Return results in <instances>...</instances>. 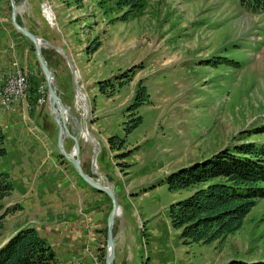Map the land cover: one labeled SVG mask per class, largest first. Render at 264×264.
<instances>
[{
	"label": "rangeland",
	"instance_id": "rangeland-1",
	"mask_svg": "<svg viewBox=\"0 0 264 264\" xmlns=\"http://www.w3.org/2000/svg\"><path fill=\"white\" fill-rule=\"evenodd\" d=\"M126 1L13 0L22 8L15 11L17 23L22 11L31 28H43V35H38L44 42L40 53L53 69L61 101L70 103L67 111L89 108L88 115H93L96 130L89 131L99 146L95 169L112 186L123 216L119 237L123 264L264 262V196L255 199L232 233L209 243L185 242L170 224L169 205L192 188L171 189L167 183L179 168L221 149L244 143L264 145V9L247 0H136V6ZM67 60L76 70L80 89L76 100ZM23 71L29 73L27 90L33 94L43 76L40 73L39 81L33 68L31 73ZM138 85L145 87L147 98L131 108ZM28 93L17 112L8 113L19 114L20 122L36 134L42 132V121L36 123L25 115ZM37 105L45 106L46 121L52 124L46 139L36 136L42 151L84 182L58 154L56 127L47 104ZM134 116L140 122L128 130ZM2 131L5 153L0 156V172L8 175L13 146L6 130ZM78 135L77 155L81 140L87 138ZM109 136L121 139L122 145L109 148L105 143ZM64 139L66 150L72 139ZM91 157L92 152L89 164ZM259 185L264 188V182ZM0 203L1 214L13 205L12 195ZM9 213L0 220V243L16 231L12 229L19 218H9ZM118 251L115 244L114 253Z\"/></svg>",
	"mask_w": 264,
	"mask_h": 264
},
{
	"label": "crops",
	"instance_id": "crops-1",
	"mask_svg": "<svg viewBox=\"0 0 264 264\" xmlns=\"http://www.w3.org/2000/svg\"><path fill=\"white\" fill-rule=\"evenodd\" d=\"M17 8L21 7L17 6ZM20 13L18 24L25 26L30 32L42 36L43 28H31L30 22L24 20ZM9 15L8 1L0 0V35L4 36V42L0 43V71L8 68L9 63L14 60L24 70L20 71L32 72L33 68L37 80L40 81L41 74L35 60L33 47L30 46L29 40L13 28L9 22ZM42 79L44 80V78ZM62 102L68 109H71L70 103ZM26 104H29V98L23 102V106ZM45 109V106L34 103L30 105L28 112L24 113L29 120L36 123L42 121L40 125L42 132L35 131L36 134H32V129H28V126L25 127L26 125L20 122L19 114L11 115L0 104V125L8 133L9 142H12L13 146L12 160L6 170L13 183L9 195H12V202L18 207L7 216L19 219L15 222L12 230L31 224L37 234L54 251L59 264H72V258H83L87 264H103L101 251H105V222L110 203L105 194L97 192L84 182L79 181L60 160L42 151L36 136L46 139L45 134L52 125L46 121L48 118L44 112ZM75 110L70 112L81 123L82 113L79 114V108ZM88 117L91 120L87 121L86 117L85 124H87L86 130L91 137L88 134L85 135L94 138L97 142L96 137L89 131L91 128L95 129L93 115H88ZM73 131L77 134V130L73 129ZM77 136L80 138L79 135ZM103 140L105 142V137ZM64 143L65 139L62 141L63 148ZM71 147L72 142L68 140V148L66 150L64 148V150L69 151ZM79 151L80 167L85 174H90L89 160L90 152H92L90 143L82 139ZM98 172L103 177L104 173L99 170ZM120 212L119 207L112 228V232L115 234L114 246L117 244L119 250L117 254H113L112 264H123L124 254L121 250V240H119L123 232V216ZM117 216L119 217L118 222L115 220ZM118 226L119 230H116ZM131 257L132 254L129 252L128 259L130 260Z\"/></svg>",
	"mask_w": 264,
	"mask_h": 264
},
{
	"label": "trees",
	"instance_id": "trees-1",
	"mask_svg": "<svg viewBox=\"0 0 264 264\" xmlns=\"http://www.w3.org/2000/svg\"><path fill=\"white\" fill-rule=\"evenodd\" d=\"M136 6V0H130ZM255 8L264 9V0H247ZM125 2H127L125 0ZM94 44L92 50L97 48ZM132 66L128 71H131ZM40 72V70H39ZM127 76L126 72L121 74ZM122 82V81H121ZM120 82V83H121ZM103 90V89H100ZM29 94V104H36L35 88ZM147 93L138 85L131 108L144 103ZM29 105V107H30ZM140 122L139 116L132 118L128 130ZM127 130V131H128ZM4 134L0 125V156L5 153L2 146ZM109 148L123 143L116 136L106 138ZM61 157V155H59ZM264 145L244 143L224 148L204 160L181 167L167 178L169 188H192L186 197L169 205V219L173 228L186 242L209 243L235 231L255 199L264 196ZM12 190L6 173L0 172V200ZM2 207L0 203V208ZM17 205L5 207L4 215L17 209ZM1 228V226H0ZM103 252L101 256H103ZM0 264H59L51 247L32 227L16 230L0 243ZM224 264H264L238 259Z\"/></svg>",
	"mask_w": 264,
	"mask_h": 264
},
{
	"label": "water",
	"instance_id": "water-1",
	"mask_svg": "<svg viewBox=\"0 0 264 264\" xmlns=\"http://www.w3.org/2000/svg\"><path fill=\"white\" fill-rule=\"evenodd\" d=\"M10 7V15L9 19L13 28L19 32L24 38L29 40L33 47V52L35 56V60L38 64L40 73L44 78L45 84V92H46V104L49 113V117L51 121L56 126V137H55V147L58 151V154L68 162L75 173L87 184L89 187L94 189L97 192H101L108 197L110 203V209L108 211L106 222H105V251L103 256V264H112L113 254H114V240L115 234L112 232L114 218L118 214L119 206L117 201L113 195L112 186L108 181H104L101 174L95 169L94 159L98 152L99 146L98 143L94 140V138L85 137L84 141L89 142L92 148V157L90 164V174H85L79 164V158L77 155L78 152V142L77 135L80 133L81 136H85L84 134H88L86 130V117H88L87 112L84 113L82 108V119L81 123H79L76 117L67 111V107L62 103L58 93L56 92L55 85L53 83V74L52 70L46 65L45 60L42 58L40 53V46L38 42V35L30 32L25 26L20 25L15 20V4L13 0H8ZM48 43V42H47ZM53 48L58 50V46L51 45ZM68 62V67L71 72V77L73 80V88H74V96L75 100L77 97L76 91L79 90V86L77 85V80L75 78V71L73 66ZM89 112V110H88ZM88 120L91 118L88 117ZM70 127V128H69ZM74 130H77V134ZM74 133H73V132ZM89 135V134H88ZM65 137L72 139V147L69 151H65L63 148L62 141ZM89 137H91L89 135ZM93 139V140H92Z\"/></svg>",
	"mask_w": 264,
	"mask_h": 264
},
{
	"label": "built area",
	"instance_id": "built-area-1",
	"mask_svg": "<svg viewBox=\"0 0 264 264\" xmlns=\"http://www.w3.org/2000/svg\"><path fill=\"white\" fill-rule=\"evenodd\" d=\"M21 69V66L15 61H13L8 68L0 71V104L1 103H9V111L15 113L17 109H19V105L21 104V96L17 95V86L21 84H17V73ZM31 73V71H30ZM36 104L37 103H46V92H45V84L42 81L35 87ZM29 105H27V110L29 109ZM72 263H79V258H72Z\"/></svg>",
	"mask_w": 264,
	"mask_h": 264
},
{
	"label": "bare ground",
	"instance_id": "bare-ground-1",
	"mask_svg": "<svg viewBox=\"0 0 264 264\" xmlns=\"http://www.w3.org/2000/svg\"><path fill=\"white\" fill-rule=\"evenodd\" d=\"M14 4H15V2H14ZM15 9L17 11V4H15ZM38 42H39V46H41V44L44 43L41 38L40 39L38 38ZM45 43H47V41H45ZM58 50L60 51V48H58ZM74 71H75L74 74L76 75V70L74 69ZM27 77H28V74L27 73H20V70L17 73V84H21V85L17 86V95H22L21 96V101H22V99L25 96H27L26 95V93L28 92V90H27V86H28L27 85L28 84ZM76 94H77V97H78V92ZM3 104L6 106L7 109H9V103H3ZM85 106L88 107V104L85 105ZM88 110H89V108H88ZM88 110H85V112L88 113ZM75 264H79V263H75ZM80 264H81V259H80Z\"/></svg>",
	"mask_w": 264,
	"mask_h": 264
}]
</instances>
